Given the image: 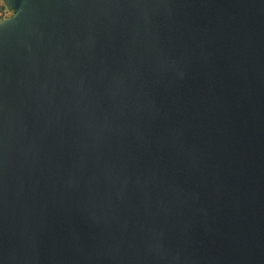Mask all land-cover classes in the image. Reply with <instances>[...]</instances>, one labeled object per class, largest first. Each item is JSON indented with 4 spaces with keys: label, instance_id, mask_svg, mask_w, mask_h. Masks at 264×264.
Here are the masks:
<instances>
[{
    "label": "water",
    "instance_id": "obj_1",
    "mask_svg": "<svg viewBox=\"0 0 264 264\" xmlns=\"http://www.w3.org/2000/svg\"><path fill=\"white\" fill-rule=\"evenodd\" d=\"M0 264H264V0H2Z\"/></svg>",
    "mask_w": 264,
    "mask_h": 264
},
{
    "label": "rangeland",
    "instance_id": "obj_2",
    "mask_svg": "<svg viewBox=\"0 0 264 264\" xmlns=\"http://www.w3.org/2000/svg\"><path fill=\"white\" fill-rule=\"evenodd\" d=\"M3 1L0 0V13L1 14H7L6 16L10 15L11 12L10 11H7V9L5 8V6H3Z\"/></svg>",
    "mask_w": 264,
    "mask_h": 264
},
{
    "label": "built area",
    "instance_id": "obj_3",
    "mask_svg": "<svg viewBox=\"0 0 264 264\" xmlns=\"http://www.w3.org/2000/svg\"><path fill=\"white\" fill-rule=\"evenodd\" d=\"M7 11H8V10H7ZM6 15H7V14H1V13H0V19L3 18V17H5Z\"/></svg>",
    "mask_w": 264,
    "mask_h": 264
},
{
    "label": "trees",
    "instance_id": "obj_4",
    "mask_svg": "<svg viewBox=\"0 0 264 264\" xmlns=\"http://www.w3.org/2000/svg\"><path fill=\"white\" fill-rule=\"evenodd\" d=\"M4 6V5H3Z\"/></svg>",
    "mask_w": 264,
    "mask_h": 264
}]
</instances>
